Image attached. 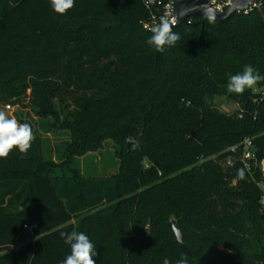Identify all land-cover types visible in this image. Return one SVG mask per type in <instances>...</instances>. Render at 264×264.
<instances>
[{
  "label": "trees",
  "instance_id": "1",
  "mask_svg": "<svg viewBox=\"0 0 264 264\" xmlns=\"http://www.w3.org/2000/svg\"><path fill=\"white\" fill-rule=\"evenodd\" d=\"M144 2L75 0L59 15L50 0H0V108L28 87L43 110L71 102V152L111 139L122 159L99 177L56 171L34 153L0 159V264H61V232L73 230L96 245V264H264V81L227 91L245 65L264 75V0L174 26L180 40L163 53L146 43ZM217 96L239 100L241 116ZM245 138L256 153L249 170L230 150ZM27 230L34 239L15 251Z\"/></svg>",
  "mask_w": 264,
  "mask_h": 264
},
{
  "label": "rangeland",
  "instance_id": "2",
  "mask_svg": "<svg viewBox=\"0 0 264 264\" xmlns=\"http://www.w3.org/2000/svg\"><path fill=\"white\" fill-rule=\"evenodd\" d=\"M256 91L262 93L264 87L256 88ZM16 100L18 102L11 103L10 108H7L8 104H5L0 110L6 111L10 117L16 118L19 122L28 123L31 126L34 140L26 155L34 153L41 158V161H46L47 166H55L56 171L65 174L75 170L82 176L99 177L119 172L122 159L115 152L111 139H106L100 149L89 151L82 156L71 152L73 132L67 124L75 119V113L78 112L73 103L53 98L49 100L51 110H43L36 107L31 87H28L24 94L16 97ZM215 102L222 111L241 116L242 103L239 100L217 96ZM13 152L21 153L18 149H14ZM214 157L218 158L217 155Z\"/></svg>",
  "mask_w": 264,
  "mask_h": 264
},
{
  "label": "clouds",
  "instance_id": "3",
  "mask_svg": "<svg viewBox=\"0 0 264 264\" xmlns=\"http://www.w3.org/2000/svg\"><path fill=\"white\" fill-rule=\"evenodd\" d=\"M50 4L55 13L65 15L75 6V0H50ZM203 11L208 23L216 22L217 15L213 8L204 6ZM175 22V18L161 16L159 22L151 26L152 35L146 43L160 53L165 52L166 47L174 46L180 40L179 34L173 31ZM260 81H264V75H260L251 65H245L242 72L229 77L227 91L243 94L246 89L254 88ZM33 140V130L28 123H21L10 117L6 111L0 110V159H7L14 149L26 154ZM238 176L240 179L244 178L243 170L238 171ZM61 238L70 246V254L61 264H96V245L88 235L73 230L61 232ZM164 264H169V261L165 260ZM176 264H188L187 258L177 260Z\"/></svg>",
  "mask_w": 264,
  "mask_h": 264
},
{
  "label": "water",
  "instance_id": "4",
  "mask_svg": "<svg viewBox=\"0 0 264 264\" xmlns=\"http://www.w3.org/2000/svg\"><path fill=\"white\" fill-rule=\"evenodd\" d=\"M257 1L263 0H229V5L224 13L217 12L208 0H173L172 14L176 17L177 26L183 24H189L190 18L204 17L203 7H211L215 10L217 20L227 19L231 17L233 12L238 9L240 12L245 11L250 5ZM231 15V16H230ZM168 227L175 236V242L179 245L181 250L186 254L190 255V250L184 242L182 231L176 226L174 219L168 221ZM33 237L32 231L27 230L19 238L15 244L14 250L19 251L24 247Z\"/></svg>",
  "mask_w": 264,
  "mask_h": 264
},
{
  "label": "built area",
  "instance_id": "5",
  "mask_svg": "<svg viewBox=\"0 0 264 264\" xmlns=\"http://www.w3.org/2000/svg\"><path fill=\"white\" fill-rule=\"evenodd\" d=\"M208 2L219 13H224L229 5V0H208ZM261 2L262 1H257L254 4L250 5L249 8L245 10V12L259 6ZM144 3L146 8L149 10V17L144 22L145 28L150 29L153 24L159 22V18L161 16L165 15L169 16V18H175L176 21V17L172 14L173 0H145ZM175 26H177V22H175ZM6 107L10 108V104H8ZM230 150L234 154H240V159L244 167L248 170L251 168L253 162H255L256 153L251 138H245L240 146H233ZM259 168L264 174V159L260 160Z\"/></svg>",
  "mask_w": 264,
  "mask_h": 264
}]
</instances>
